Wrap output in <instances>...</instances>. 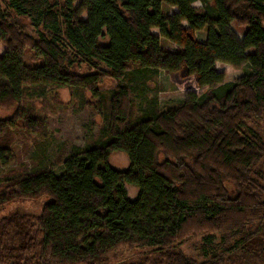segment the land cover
<instances>
[{
  "label": "trees",
  "instance_id": "1",
  "mask_svg": "<svg viewBox=\"0 0 264 264\" xmlns=\"http://www.w3.org/2000/svg\"><path fill=\"white\" fill-rule=\"evenodd\" d=\"M199 1L201 9L193 0H0V111L14 110L0 118V154L9 151L14 130L49 138L46 119L27 99L32 92L44 98L50 88L89 91L102 104L104 79L161 71L207 88L165 111L151 100L137 117L134 91L121 83L94 144H66L51 168L16 181L20 191L0 209L46 200L37 223L50 264H102L124 247L152 249L161 264H225L259 235L252 229L264 221V179L256 172L264 140L246 127L264 116V0ZM17 18L29 20L38 37ZM233 24L245 28L242 39ZM162 40L182 50L167 51ZM26 52L42 63L27 65ZM217 63L252 72L225 84ZM82 67L88 73H79ZM119 152L130 162L125 171L110 165ZM127 185L138 189L135 198ZM187 232L203 237L205 257L217 235L223 252L199 263L174 251Z\"/></svg>",
  "mask_w": 264,
  "mask_h": 264
},
{
  "label": "rangeland",
  "instance_id": "2",
  "mask_svg": "<svg viewBox=\"0 0 264 264\" xmlns=\"http://www.w3.org/2000/svg\"><path fill=\"white\" fill-rule=\"evenodd\" d=\"M52 2L55 3L56 0ZM193 6L197 9L203 8L199 0H193ZM165 9L169 13L176 11L174 8ZM16 21L24 28L26 34L38 37L39 31L31 26L29 20L17 18ZM232 29L242 39L245 28L233 24ZM154 32L159 34L157 30ZM197 37L204 42L206 31L199 32ZM107 41L103 39L101 44ZM161 46L167 51L182 50L166 40H162ZM4 51L5 48L0 46V55ZM25 62L30 67L42 63L41 60H34L29 52L25 53ZM80 69L79 73H88L87 67ZM217 70L225 74V84L237 82L252 72L248 65L233 67L222 63H217ZM121 83L127 84L134 91L137 117L142 116L151 100H157L159 109L165 111L185 103L188 93L192 91L199 95L207 91V88L200 89L197 80L193 77L161 71L158 76L149 74L146 77H137L134 81L104 79L98 86L103 96L102 104H99L100 100L95 99L89 91L50 88L44 98H39L37 93L32 92L27 99L46 119L50 136L47 140H43L22 131L14 130L10 133L13 137L9 142L10 149L0 154V201L20 191V186L15 185L17 180L36 171L51 168L64 145L85 148L94 144L105 126L104 119L109 112L110 94ZM13 113L14 110L0 111V118L8 117ZM246 128L257 132L264 140V116L248 121ZM110 165L117 170L125 171L129 168L130 162L126 154L119 152L111 155ZM256 172L264 179V162L256 168ZM54 173L56 176H61L64 173L63 167L56 169ZM126 189L131 198L137 196L136 187L127 185ZM262 200L264 201V196ZM45 203L46 200L43 199L16 202L5 209H0V264H50L41 256L37 223ZM255 230H260L259 235L247 245L230 253L225 259V264H264V221L256 223L252 231ZM220 244L221 237L217 235L214 248L210 251L209 257H205L202 250L203 237H193L187 232L186 237L177 242L173 250L182 252L189 259L204 263L211 256L223 252ZM102 264H161V260L152 249L124 247L106 256Z\"/></svg>",
  "mask_w": 264,
  "mask_h": 264
}]
</instances>
